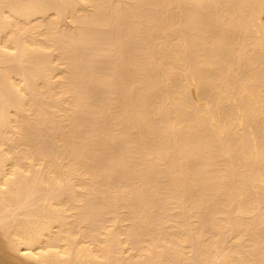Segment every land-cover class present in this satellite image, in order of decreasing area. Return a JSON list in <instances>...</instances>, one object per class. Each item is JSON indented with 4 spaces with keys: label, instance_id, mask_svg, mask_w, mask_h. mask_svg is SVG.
Wrapping results in <instances>:
<instances>
[{
    "label": "bare ground",
    "instance_id": "1",
    "mask_svg": "<svg viewBox=\"0 0 264 264\" xmlns=\"http://www.w3.org/2000/svg\"><path fill=\"white\" fill-rule=\"evenodd\" d=\"M20 262L264 264V0H0Z\"/></svg>",
    "mask_w": 264,
    "mask_h": 264
},
{
    "label": "rangeland",
    "instance_id": "2",
    "mask_svg": "<svg viewBox=\"0 0 264 264\" xmlns=\"http://www.w3.org/2000/svg\"><path fill=\"white\" fill-rule=\"evenodd\" d=\"M64 23H65V22H64ZM113 40H115V39L113 38ZM113 40H112V37H111V36H106V38L104 39L105 43H106V41H107L106 45L108 46V44H109V48L112 49L111 51H113V52H111V55H110V56H109V54H108V56H106L105 53H106L107 51H105V53H104V55H103V58H106V59H107V57H109V58H113V57H114V54H113V56H112V53L115 52L114 50H115V48L117 47V45L119 44V46H120V44H124V41L122 42V41L115 40V41H116V42H115V41H113ZM122 40H123V39H122ZM119 42H120V43H119ZM111 44H112V46H110ZM109 48H108V51H109ZM108 53H110V51H109ZM111 56H112V57H111ZM109 58H108L107 60H108V61H111ZM106 59H105V60H106ZM105 60H104V61H105ZM81 63L83 64V62H81ZM81 63H79V64H81ZM82 64H81V65H82ZM112 78H113V76L111 77V81L109 80L110 78L108 79V82H107V83H110V84H111L112 82H114ZM16 258H17V257H16ZM18 258H20V257H18ZM18 258H17V259H18ZM18 260H19V259H18ZM20 260H21V259H20ZM20 263L27 264V263H25V262H20Z\"/></svg>",
    "mask_w": 264,
    "mask_h": 264
}]
</instances>
